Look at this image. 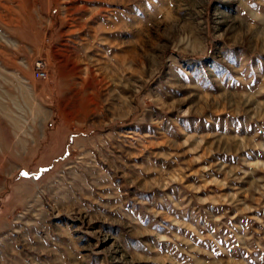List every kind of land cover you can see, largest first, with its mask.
I'll use <instances>...</instances> for the list:
<instances>
[{
	"label": "rangeland",
	"instance_id": "rangeland-1",
	"mask_svg": "<svg viewBox=\"0 0 264 264\" xmlns=\"http://www.w3.org/2000/svg\"><path fill=\"white\" fill-rule=\"evenodd\" d=\"M0 264H264V0H0Z\"/></svg>",
	"mask_w": 264,
	"mask_h": 264
},
{
	"label": "built area",
	"instance_id": "built-area-1",
	"mask_svg": "<svg viewBox=\"0 0 264 264\" xmlns=\"http://www.w3.org/2000/svg\"><path fill=\"white\" fill-rule=\"evenodd\" d=\"M33 76L37 79L47 78V63L43 59H37L33 64Z\"/></svg>",
	"mask_w": 264,
	"mask_h": 264
}]
</instances>
